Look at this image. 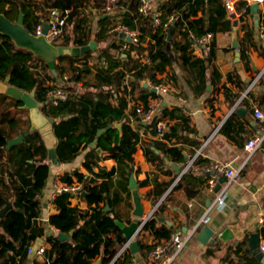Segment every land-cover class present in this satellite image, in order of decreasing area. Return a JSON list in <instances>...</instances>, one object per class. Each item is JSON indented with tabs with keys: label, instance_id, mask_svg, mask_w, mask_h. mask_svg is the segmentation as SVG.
I'll return each instance as SVG.
<instances>
[{
	"label": "trees",
	"instance_id": "obj_1",
	"mask_svg": "<svg viewBox=\"0 0 264 264\" xmlns=\"http://www.w3.org/2000/svg\"><path fill=\"white\" fill-rule=\"evenodd\" d=\"M104 3L105 0H0V8L4 9L2 12L7 17L10 15L11 20H17L20 11L23 12L24 25L32 33L39 22L49 20L50 9H57L63 13L70 10L61 45L83 46L94 40L98 46L97 62L100 64L105 60L108 65L98 66L97 73L94 74V82H91L88 76L93 70L88 65V58L93 52L80 57L58 58L57 61L68 60L73 63L84 60L80 67L72 65V75L62 87L73 91L70 82L84 81L85 89L78 95L55 104L48 96L51 88L48 81L57 83L59 79H63L64 69L56 63L58 76H54L43 58L17 47L10 37L0 33V81L9 76L11 85L25 91L35 90L36 99L46 103L41 111L52 120L54 133L61 139L57 146L59 161L65 162L75 157L83 145L85 147L92 145L93 153H97L98 148L108 150L111 157L119 161V170L122 174H126L123 188L130 191L129 178L135 164L132 155L136 150L139 135L126 122L121 136L119 130L112 126L126 117L125 109L128 107L126 97H118L115 105L111 103L114 94L120 90L125 75L131 74L134 80L129 84L133 89L140 88L141 100L146 103L148 95L154 93L142 85L141 80L148 78L157 82L158 72H164L167 65L173 66V63L181 59L190 74L197 71L195 79L203 84L195 90L198 94L202 93L205 89L211 57L204 56L191 61L188 55L190 45L187 42L188 37L191 32L197 36L214 32L222 18L225 22L231 20L224 0H166L161 5V25H155L151 15H143L140 12L141 0H121L119 7L126 8V12L122 15L120 23L138 30L140 35L138 44L131 42L129 50L121 51L126 56L120 54L119 57H114L112 50L118 52L122 49V46L115 43L120 33L114 29L119 22L110 14L101 12L98 20L100 28L92 31L86 26L87 18L82 16L83 9L89 4L96 9H102ZM236 5L238 12L242 8H246V13L251 10V6L245 1H238ZM199 11H202V15L196 17ZM170 17H173L174 21L169 24V28L173 25L174 27L171 38L168 39L169 28L165 29L163 25ZM262 18L264 21V13L261 14ZM178 31L184 35L185 41H174ZM147 38H155V42L144 45ZM145 51H148L146 63H141L139 58H132L133 52L143 54ZM45 72L48 73L47 79L43 77ZM188 80L191 82L189 78ZM21 105V101L0 94V211L8 203L12 204V207L0 218V264H28L27 250L43 233V230L35 232L32 226L34 219L39 216L40 196L50 175V165L47 162V149L40 133L30 131L29 116L28 129H20L17 133L20 135L29 132L28 135L21 143L8 147L12 137L5 127L6 125L18 127L20 121L12 113L13 109L23 111ZM165 115L171 118L180 117L181 121L188 123V119L180 113V108L174 111L165 108L161 115L155 116L147 123V127L154 135L157 134L159 120ZM179 127L181 126L171 127L164 133V137L176 135ZM101 129L105 131L100 134ZM156 150L160 152L157 153ZM144 154L159 167L166 165L164 157L176 162L183 158L182 148H171L155 142H144ZM175 157L178 159L176 160ZM90 163L87 161L85 165L89 170H93ZM115 172L114 169L111 171L100 169L97 177H106L107 180L100 184L85 185L87 192L85 200L90 205V209L82 210L72 206L70 193H62L56 197L58 213L50 217V223L60 233L70 235V240H61L59 235L48 237L52 246L48 253L55 264H67L70 261L76 263L81 260L89 262V259L102 253L105 246L104 235L122 232L117 224V215L112 209H107L112 203L107 196L112 184L109 179ZM75 175L78 180L83 181L84 176L81 173L77 172ZM181 180L186 183L185 191L188 197H193L198 191L196 185L199 178L193 172H187L181 176ZM63 181L73 183L72 175L64 176ZM103 201L105 204L102 205ZM154 227V219L144 225V229ZM257 232L264 237V227L258 228ZM249 239L232 246L227 252L225 261L234 264L236 256V264H263L258 254L251 249ZM141 246L145 248L143 244ZM132 260L133 256L125 251L115 264H129Z\"/></svg>",
	"mask_w": 264,
	"mask_h": 264
},
{
	"label": "crops",
	"instance_id": "obj_2",
	"mask_svg": "<svg viewBox=\"0 0 264 264\" xmlns=\"http://www.w3.org/2000/svg\"><path fill=\"white\" fill-rule=\"evenodd\" d=\"M150 1L153 7L161 8L166 0ZM233 1L238 18L237 29L230 17L231 12H229L230 22H225L222 18L217 29L214 32H208L213 34L210 41L211 52L202 48H194L190 43V35L188 37L187 42L190 44L188 55L191 61L204 56L211 57L206 74V85L202 93L198 94L195 90L203 84L195 79L197 71L195 70L190 74V71L185 69L181 59H178L173 63V66L167 65L164 72L157 73V82L148 78L141 80L142 85L156 94H149L146 103L141 100L140 88L133 89L129 84L130 81L134 80L130 73L125 75L120 90L111 99V103L115 105L118 97L125 96L128 103V107L125 109V119L120 122L117 121L112 126L115 127L116 124L122 123L123 129L126 122L139 135L136 150L132 155L135 164L131 172L137 182L136 189H131L130 184V191L123 188L126 182V174H122V171L119 170V161L111 157L108 150L98 148L97 153H93L92 145L88 147L83 145L75 157L65 162L59 161L58 158L57 146L61 139L58 138L60 141L56 146V162L49 158L47 150L50 175L40 196L39 216L34 219L32 226L35 232L43 230L42 236H39L35 243L40 242L44 246L45 252L42 255L36 253L32 257V254L29 255L27 250L28 264H33V262L35 264H55L50 259V253H48L52 247L48 237L60 235V231L50 223V217L58 213L55 204V199L58 196L55 194L57 181L64 182L63 177L68 174L72 175L73 183L78 182L84 186L82 191L84 192L86 191L85 185L100 184L107 180L106 177H97L100 169L116 170L109 179L112 184L107 196L112 203L107 206V209H112L118 220L127 225L138 218L136 216L137 211L141 213L140 219L152 213L151 219L155 220V227L144 229L143 226L135 236L133 241H137L139 245L137 252H134L129 246L123 249L128 241L123 232L111 233L108 236L104 235L105 246H103L101 254L89 259V262L81 260L76 263L70 261L67 264H90V261L91 264H115L125 251L133 256V260L137 264H160L154 263L145 255L146 248L149 249L161 243L169 233H189L196 228L207 207L215 201L218 192L227 181L224 174L207 173L202 168L204 165L217 163V161L229 162L234 168L242 167L240 181L229 189L225 206L214 210L209 215L210 222L208 225L216 231L217 235L228 228L230 231L229 240L225 241L218 238L214 244H203L197 240V235H194V238L181 252L179 259L174 264H230L225 261L230 248L238 245L242 240L249 239L250 235L256 233L258 228L264 227V145L250 157L245 149L248 140L260 131V122L255 117L254 110L255 108H264V21L263 18L261 19V14L264 13V3L259 5L258 17L256 18L252 12V4L245 1L251 6L250 12L246 13V8H242L238 12L236 4L238 1L244 0ZM100 10L89 4L82 11V16L87 18L86 26L90 27L92 31H97L100 28L98 26ZM125 12L126 8L119 7L116 13L110 14V16L120 23ZM200 15H202V11H199L196 17ZM235 31L240 44V61H236V49L232 43ZM120 35L115 39V43L122 46V49L118 52L112 50L114 57H119L120 54L124 57L126 54L121 51L130 49L125 48L126 39ZM64 36L65 33L62 39ZM174 41H185V37L178 31L174 36ZM148 42L154 43L155 38H147L144 45H147ZM97 49L92 51L91 57L88 58V65L93 70V73L88 76L91 82H94V74L97 73L98 66H108L105 60L100 64L97 62ZM147 55L148 51L143 54L133 52L132 58H139V61L144 64L148 61ZM82 61L73 63L64 60L62 62L71 64V67L72 65L80 67L84 63V60ZM59 62L56 61L58 64ZM259 74L261 76L254 86H251ZM71 75L72 72L68 75L64 71L63 79L61 78L62 82L65 84ZM43 77L48 78L46 74ZM245 79H249L250 83H246ZM51 83L53 82L48 81V85ZM57 83L53 84L59 85ZM158 84L166 85L168 91L165 93L154 92L152 89ZM70 86L73 87V91L68 90L69 98L78 95L85 89L84 81L70 82ZM158 96L161 97L163 104L153 118L161 115L165 108L169 111L180 108V113L188 119V123L185 124L180 117L171 118L165 115L159 120V124L162 123L164 126L163 133L158 134L157 132L154 135L151 129L147 127L148 122L139 121L136 108L148 104L149 101ZM235 107H242L246 109V112L241 114L236 110L233 111ZM175 125L181 126L178 128L177 134L164 137V133ZM122 129H118L120 136ZM18 136L16 134L12 139ZM144 142L160 143L176 149L182 148L183 158L179 162L171 159L170 161L179 165L182 172L191 162L193 163L186 172L182 173L183 175L187 172H193L199 178L196 185L198 191L193 197H188L185 191L186 183L181 180L182 175H177L170 165L166 163V165L159 167L146 158ZM99 149L102 151L99 152ZM156 152L159 153L160 150H156ZM175 159L178 158L175 157ZM87 161L91 162L90 165L93 170L86 167ZM77 172L84 176L83 181L78 180L75 175ZM212 181L215 182L214 186L211 184ZM85 197L86 195L84 196L82 193L79 195L71 194V205L82 210L90 209ZM8 204L12 207L11 203ZM101 204L103 205L105 202L103 201ZM262 219L263 222H261ZM66 240H70V235L67 236ZM35 243H32L30 247H34ZM260 243L261 245L264 244L262 234H260ZM261 252L264 253L262 250ZM234 258V264H236L237 257Z\"/></svg>",
	"mask_w": 264,
	"mask_h": 264
},
{
	"label": "built area",
	"instance_id": "obj_3",
	"mask_svg": "<svg viewBox=\"0 0 264 264\" xmlns=\"http://www.w3.org/2000/svg\"><path fill=\"white\" fill-rule=\"evenodd\" d=\"M121 0H105V3L100 10L101 12L105 14H111L114 15L116 11L118 10V6ZM249 4L257 3V4H263L264 0H244ZM225 5L227 6V9L229 12L233 13L235 12V5L233 0H226ZM140 12L143 15H151L155 25H161V15L162 11L160 7H153L150 0H141V3L139 5ZM70 10H66L64 13L58 11L57 9H50V29L48 30V33L46 34V38L54 43L58 39L62 38L65 32V27L67 25V21L69 18ZM174 21L173 17H170L168 21L163 25L165 29L169 28V24ZM45 21L39 22L36 27L34 34L35 35H41L43 32V24ZM114 31L119 32L122 38L125 40V48H130V43L138 44L139 42V32L122 24L119 23ZM213 37L212 33H206L200 36L193 35L190 33V43L194 48H202L205 49L207 52L212 51V45L210 44V41ZM55 44V43H54ZM261 76L259 74L253 81V84L251 86H254V84L257 82L258 78ZM50 90L48 91V96L53 100L55 104L68 100L70 94L69 91L63 88L60 85H55L51 83ZM154 88L157 89V92L165 93L168 91V87L163 84H158ZM163 102L160 96L157 98L152 99L148 102V104L144 106H139L136 109L137 117L139 118V121L143 122H149L152 120L155 113L158 111L159 108H161ZM254 115L257 119H259L260 122V131L255 134L254 137L248 140L246 143L245 149L248 152L249 157L255 153L256 150L261 148L264 145V108H255ZM164 126L163 124H159L157 132L158 134L163 133ZM193 163L191 162L184 170L183 172H186ZM204 171L207 173L212 172H218L222 173L227 177L226 183L221 187L220 191L218 192L217 198L211 205H209L203 214L202 219L200 220L199 224L196 226V228L189 232V233H182V232H172L167 235L166 238H164L161 243L155 245L152 248H149L146 250L145 255L151 259L154 263H160V264H174L181 254V252L186 248L188 243L194 238V235L198 232L199 228L203 225H207L210 222V213L218 208H222L226 204L227 194L229 189L232 186L237 185L240 181V175H241V168H234L231 163L229 162H221L217 161V163H210L207 165H204L202 167ZM211 184L213 186L215 185V182L212 181ZM56 195H60L62 193H70L72 195H79L84 190V186L81 183H67L62 181H57L56 184ZM151 214L147 216H143L140 222V226L138 228L137 233L135 236L139 233V231L142 229V227L151 220ZM263 222V219L261 220ZM134 236V238H135ZM131 241H127V243L124 245L123 249L127 248L129 246ZM260 249L264 252V244L260 246ZM33 252V246L28 248V254H32ZM45 252V248L43 245L39 248L37 251V254L42 255ZM129 264H137L135 260H132Z\"/></svg>",
	"mask_w": 264,
	"mask_h": 264
},
{
	"label": "water",
	"instance_id": "obj_4",
	"mask_svg": "<svg viewBox=\"0 0 264 264\" xmlns=\"http://www.w3.org/2000/svg\"><path fill=\"white\" fill-rule=\"evenodd\" d=\"M258 11H259V4L252 3V12L256 15V18L258 17ZM231 19L233 20V24L235 25V28L237 29L238 26V18L236 12L231 13L230 15ZM50 22L45 21L43 24V32L41 35H35L32 33L25 25H24V15L23 12L20 11L19 17L16 21H12L9 19L4 13L0 11V33L4 34L8 37H10L17 47L29 50L34 55L43 58L47 64L49 65V68L54 76H58V71L56 68V61L58 58L62 56H72V57H80L84 54H87L89 52H92L97 49V43L92 40L88 44L83 46H63V45H56L52 42H50L46 38V34L48 33V30L50 29ZM173 26H171L167 33V38L170 39L172 35ZM233 47L236 49V61H240V51L238 43V37L235 31L234 37H233ZM240 69V68H239ZM58 81L62 82V79H59ZM246 83H250L249 79H245ZM148 86V84H147ZM154 92H157L156 88L152 89ZM0 94H6L7 96L11 97L12 99L16 101H21L22 105L21 108L24 110H28L29 112V119H30V131H38L41 134V137L43 139V142L45 143V146L48 150V156L50 159H54L55 162L57 161V153H56V146L58 141H60L53 129V122L50 120L42 111V107L46 104L45 102H39L35 97V90L32 91H25L21 88H18L14 85L10 84V78L9 76L3 80L0 81ZM237 111L238 113L244 114L246 112V109L242 107H238L233 110ZM116 128L119 130L122 129V123L116 124ZM105 129H101V132H103ZM29 132L23 134L21 133L18 137H15L8 142V147H11L13 145H16L18 143H21L26 135H28ZM102 150L99 149V152ZM166 160V163L170 165L177 175H182L181 167L175 163H172L170 159L167 157L164 158ZM214 173V172H213ZM227 180V177H225ZM130 188L136 189L137 188V182L133 174L130 176ZM82 194L85 196L87 195V192L84 191ZM11 207L10 204H8L5 208H3L0 211V217H3L4 214L8 211V209ZM136 216L138 217L135 219L131 224L127 225L124 222H121L120 220H117L118 226L121 228L122 232L124 233V236L128 241H131L129 244V247L134 251L137 252L139 249V245L137 241H133L135 234L138 231V228L140 226L141 222V213L139 211L136 212ZM229 229L226 228L221 233L217 235L216 231L210 226V225H203L199 228L197 232V240L203 244H214L218 238H221L225 241L229 240ZM68 234L60 233L59 238L61 240L66 239ZM260 234L258 232L252 233L250 235L249 239V245L253 251H255L258 254V258L261 260V262L264 264V253L260 252ZM41 247V243L37 242L34 244L33 247V253L32 257L37 253L39 248Z\"/></svg>",
	"mask_w": 264,
	"mask_h": 264
},
{
	"label": "rangeland",
	"instance_id": "obj_5",
	"mask_svg": "<svg viewBox=\"0 0 264 264\" xmlns=\"http://www.w3.org/2000/svg\"><path fill=\"white\" fill-rule=\"evenodd\" d=\"M0 10H1V12L4 11V9L2 7L0 8ZM2 13H4V12H2ZM8 16H9L8 18L10 19L11 16L10 15H8ZM62 42H63V39L60 38L57 41H55L54 43L59 45ZM80 62H83V61L81 60ZM59 64L62 66V68H64L65 74H68V75L71 74V72H72L71 64H68L67 62L65 63V62H62V61H60ZM45 74L48 76L47 72H45ZM57 84H59L60 86L64 85V83L61 82V81L58 82ZM81 89H83V87H81ZM12 114L16 117V119H18L20 121L19 124H18V127H16V125H14L12 127L10 125H6V127L5 126H3V127H5L6 131L9 133V135L11 137H14L20 131V129H23V130L28 129V119H27L28 118V111L27 110L17 111V109L16 110L13 109V113Z\"/></svg>",
	"mask_w": 264,
	"mask_h": 264
},
{
	"label": "flooded vegetation",
	"instance_id": "obj_6",
	"mask_svg": "<svg viewBox=\"0 0 264 264\" xmlns=\"http://www.w3.org/2000/svg\"><path fill=\"white\" fill-rule=\"evenodd\" d=\"M12 21H16V20H12Z\"/></svg>",
	"mask_w": 264,
	"mask_h": 264
}]
</instances>
